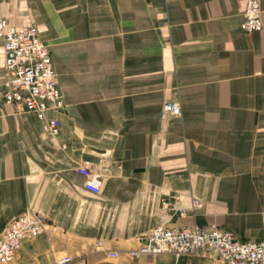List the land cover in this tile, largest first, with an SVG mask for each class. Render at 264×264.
<instances>
[{"label":"crops","instance_id":"1","mask_svg":"<svg viewBox=\"0 0 264 264\" xmlns=\"http://www.w3.org/2000/svg\"><path fill=\"white\" fill-rule=\"evenodd\" d=\"M259 1L262 30L247 33L245 0H0V19L37 28L63 104L46 111L61 124L55 137L35 115L0 108V235L28 210L43 218L3 264L63 254L77 264H221L129 258L157 225L263 239ZM5 81L0 39V92ZM165 103H178L180 116L163 115ZM83 161L103 175L98 195L83 187Z\"/></svg>","mask_w":264,"mask_h":264},{"label":"built area","instance_id":"2","mask_svg":"<svg viewBox=\"0 0 264 264\" xmlns=\"http://www.w3.org/2000/svg\"><path fill=\"white\" fill-rule=\"evenodd\" d=\"M242 29L247 33L262 30L259 0H245ZM0 39L6 78L5 88L0 92V108L4 102L13 105L18 112L31 113L42 123L43 131L52 137L57 136L60 122L57 119L47 120L45 116L49 108L60 110L63 104L56 86L51 55L39 39L37 28L15 27L0 19ZM162 113L179 117V104L165 103ZM77 172L85 179L84 189L98 195L103 175L88 161H83ZM198 205L199 202L193 199L192 208L196 209ZM42 224V216L31 210L10 221L0 235V263L11 260L24 241L35 238ZM160 254L205 255L221 264H264V237L258 243H240L215 225L206 228L157 225L146 232L140 247L130 251L128 257L133 259ZM111 256L117 257L116 254ZM54 264L77 262L71 255L63 254L55 258Z\"/></svg>","mask_w":264,"mask_h":264}]
</instances>
